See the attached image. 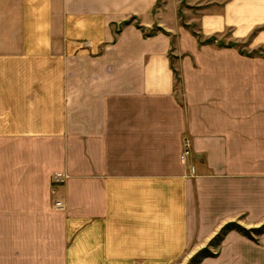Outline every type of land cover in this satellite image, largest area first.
I'll use <instances>...</instances> for the list:
<instances>
[{"label": "crops", "instance_id": "0c3cea01", "mask_svg": "<svg viewBox=\"0 0 264 264\" xmlns=\"http://www.w3.org/2000/svg\"><path fill=\"white\" fill-rule=\"evenodd\" d=\"M241 1V31L262 24L264 0ZM152 5L0 0V264H184L233 218L260 225L264 67L234 80L230 53L183 84L186 116L178 52L135 25ZM223 248L225 264H264V235Z\"/></svg>", "mask_w": 264, "mask_h": 264}, {"label": "rangeland", "instance_id": "374dc122", "mask_svg": "<svg viewBox=\"0 0 264 264\" xmlns=\"http://www.w3.org/2000/svg\"><path fill=\"white\" fill-rule=\"evenodd\" d=\"M251 6L252 4L246 3L243 5L241 0H153L148 18L136 20L135 25L142 30L144 36L167 35L170 52H178L177 56L170 54L169 59L174 73L176 93L186 116L188 97L183 84L199 81L198 76L200 81L207 83L211 72L216 71L214 65L231 61L232 58L228 56L230 53L233 56L237 55L238 65L233 66L234 80L243 77H247L250 82L257 80L258 69L264 67V43H257V39L264 31V22L245 26L246 28L241 31L243 27L239 26L241 24L235 18L243 14L241 12L243 8L249 10L248 7ZM225 7L236 9L237 12H234L232 17L238 24H225ZM141 22H146L147 27ZM214 55L221 56L223 59H216ZM182 149V151L187 149L189 152L184 159L188 157L194 159L191 140L187 136H184ZM201 159L202 155H198L196 161L203 162ZM190 169V175L194 178L197 169L193 167ZM251 213L248 211L246 214L233 218V221L227 222L207 246L191 257L185 258L184 264H225L223 246L230 232L239 234L251 246L258 245L260 237L264 235V217H260V225H257V217H252ZM191 252L193 251L189 253Z\"/></svg>", "mask_w": 264, "mask_h": 264}, {"label": "built area", "instance_id": "2783aa9c", "mask_svg": "<svg viewBox=\"0 0 264 264\" xmlns=\"http://www.w3.org/2000/svg\"><path fill=\"white\" fill-rule=\"evenodd\" d=\"M188 153H189L188 150L185 149V150L183 151V156H182V157H184V156L187 155ZM57 176H59V175H57Z\"/></svg>", "mask_w": 264, "mask_h": 264}, {"label": "trees", "instance_id": "16d2710c", "mask_svg": "<svg viewBox=\"0 0 264 264\" xmlns=\"http://www.w3.org/2000/svg\"><path fill=\"white\" fill-rule=\"evenodd\" d=\"M125 24H128V23H125ZM138 28V27H137ZM261 232V231H260ZM217 239H218V237H217Z\"/></svg>", "mask_w": 264, "mask_h": 264}]
</instances>
